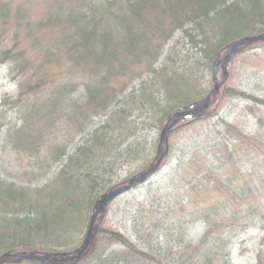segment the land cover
I'll return each instance as SVG.
<instances>
[{
  "label": "trees",
  "instance_id": "16d2710c",
  "mask_svg": "<svg viewBox=\"0 0 264 264\" xmlns=\"http://www.w3.org/2000/svg\"><path fill=\"white\" fill-rule=\"evenodd\" d=\"M258 36L264 37V0H0V65L16 89L0 99V169L5 177H0V264H225L237 234L264 225V188L251 178V165L239 164L247 155L264 162V75H246L244 94L229 85L242 70L237 60L245 64L250 57L246 48L256 41H246L225 60L237 41ZM144 76L147 83L118 100ZM239 97L251 104L244 109L252 110L256 120L253 134L216 120L224 104ZM136 112L160 130L154 158L130 180L102 193L101 175L86 174L85 164L91 158L96 165L119 152L126 134L137 132L128 121ZM186 112L193 114L179 121L194 119L190 126L216 118L212 136L217 145L193 147L192 154L204 159L220 154L222 165L213 168L202 161L194 169L191 156L188 164L198 178L176 199L168 186L179 163L172 164L176 158L169 139L177 132V115ZM99 118L101 125L84 142L90 150L83 154L84 163L82 146L68 156L55 179L38 187ZM10 158L27 161L25 178L15 177L25 188L13 184L8 169L15 168L6 169ZM168 166L157 192L153 185L145 188V201L153 197L145 212L146 235L137 233L132 241L103 224L107 205L115 200L99 209L105 195L148 175L143 185ZM202 193L215 201L199 208ZM87 213L79 247L60 250L77 244L69 233L84 226ZM20 214L25 215L22 222L11 220ZM142 224L135 219L133 226ZM17 227L25 237L3 241ZM28 255L46 260L19 262ZM256 262L264 264V247Z\"/></svg>",
  "mask_w": 264,
  "mask_h": 264
},
{
  "label": "rangeland",
  "instance_id": "374dc122",
  "mask_svg": "<svg viewBox=\"0 0 264 264\" xmlns=\"http://www.w3.org/2000/svg\"><path fill=\"white\" fill-rule=\"evenodd\" d=\"M176 38H178L176 42H179L180 34H176ZM183 43L184 42H181V44ZM171 46L172 44H168V48ZM180 47L182 48V46ZM185 49L189 51L191 47L189 45H186ZM246 50L247 52H249L250 57L248 58L245 64L241 63V58L237 60V67L239 66V70L241 68L242 70L236 73L240 75L239 79L233 84H229L232 85L238 93L243 94L245 93L244 89H246L245 87L247 85L245 83V78L247 77L246 75H264V41H256L255 43L247 47ZM189 52L195 53L196 50H191ZM255 53L257 54L255 55ZM162 63L163 60L161 58L159 63L155 67L159 68ZM216 65L213 67V70H216L215 72L220 70L219 67ZM7 73L8 71L6 66L0 65V99L6 95L12 96L16 90L14 84H12V82L9 80ZM208 74L209 73L205 75ZM148 81V76L142 77L140 81H136L130 88H128L125 94H123L118 100L124 101L125 99H128V94L130 93V91L138 90L141 84L147 83ZM260 89L264 90V83L260 84ZM249 91V93L252 95L258 94L255 92L252 93L251 90ZM249 93L246 94L248 95ZM245 105L251 104L246 99H244V97L232 99L226 104H224L222 110L217 116V119H215L223 122L224 124L236 126V129L242 131L244 134H253L256 127V120L254 119L253 115H250L252 110L244 109ZM113 110V108L108 110L106 115H110ZM259 111L262 110H260L259 108ZM215 119H213L211 122H205L203 120L202 122L197 123V125L194 124L192 126L190 125L193 123L194 119L191 118L185 121H176L177 126L174 129H176L177 132L174 135L171 134V138L169 139L170 145H172L174 157L176 158V160H174L175 162H173L172 164H174L175 166L177 162L179 163L178 166L174 169L175 174L173 179L169 181L171 184L168 183V190L170 194L174 195V198L179 199L182 195V191H186L187 184L190 182V180H196L198 178L195 171L190 168V163L188 164L191 156L193 157L195 155L194 153L192 154V149H194L193 147H203V145L205 147H212V145H217L218 140L216 136H212V122L215 121ZM101 121H103V118L95 120L94 125L87 131V133L75 140L74 144L69 149H67V154L64 157L63 161L61 163H58L55 168L51 170L48 177H46L42 182H40L38 184V187H42L48 181L55 179V176H57L60 171L64 168V165H66L68 156L74 154L77 148H80L84 145V142L88 139L87 135L93 130L97 129L101 125ZM128 121L134 122L131 124H133V126L138 129L136 130L137 132L135 133V135H132L128 138L126 134V136L124 137V139L126 140L123 141L124 143H122L121 147L119 148V152H114V154H111L106 157L103 156V160L102 162H98L99 164L95 162L96 165H94V160H92L91 158V161L85 164L87 167L85 169L86 174L94 176V174L97 173L101 175V180L103 181L100 182V184L102 185V193L108 188L115 187L116 185L124 181L130 180L133 175L138 174V172H141L143 168L148 165L150 161L154 158V145L156 144L158 140V134L160 133L158 127H156V125H152V120H143L138 112L133 114V116ZM148 126H151V128H148ZM144 128H146V130ZM209 129L212 130L210 132V135L207 136V134L209 133ZM89 153L90 150L84 147L83 153L80 154L81 163H84L85 157L89 155ZM83 154L86 156L83 157ZM220 156V154L215 155L213 153H210L207 158L204 159L203 154H201L200 157L196 155L193 159L194 169L195 166L197 164H201L202 161L211 163L210 167L219 168L217 166L219 164L222 165V162L219 159ZM217 158L219 162L217 161ZM240 160L241 162L239 164H247L252 166V170L254 172H252L251 178L257 180L256 182L260 183V185H262L264 188V162L259 159H256V157H251L248 155L240 157ZM9 161L11 162L6 164V169L10 168L11 166L15 168L14 170L8 169L13 175V184L18 188H25V184H23L24 182L21 180L19 181L15 177H20L19 179L25 178V174L26 172H28V170L26 169L27 161L23 158H21L18 162H14L13 158H10ZM233 165H236V163L233 162ZM169 166L160 169V171H156V173L152 175L146 182H144L143 185L141 184L136 186L132 191H129L120 196L119 198H116L114 201L110 202V204L107 205V210L105 212V215L103 216V224L111 230L123 234L124 237H127L132 241H134L137 236H142L144 234L146 235L150 229V225L148 220V214H146L145 212L148 210L147 207L149 203L153 200V197H148V200L145 201V188H147V186L149 185H153V192H157L161 174L166 173L169 169ZM81 174L84 175L83 170L81 171ZM0 177L5 178L2 176L1 169ZM151 195L153 194L151 193ZM205 196H208L209 198ZM210 198L213 199V195H208L205 193L200 194V196L197 197L196 206L199 208L207 207L209 202L215 201V199L211 200ZM139 203H144V206L138 205ZM33 215H30V217H26H29V219L32 220ZM88 216L89 214L87 213L84 218L83 227L81 225L79 230L75 232L72 231L71 233H69L71 238L73 236L72 239H75L77 241V244L69 248H61L60 250H76L79 247L80 240L83 239L84 233L86 231L84 227L86 226ZM24 219L25 215L20 214L18 216L13 217V219L11 220L15 221L16 223H20ZM135 219L143 221V224L136 228L135 226H133ZM22 227H17V235H15L17 231L9 232L5 236L3 241L8 244H11L13 243L11 241L16 238V242H18V240L20 239L22 240V238L25 237L23 236L25 233L22 234V232L19 231L20 229L24 228ZM263 228L264 225L262 226L261 224H258L254 225L251 230L249 229L244 230V232L241 233L239 232L234 238V240L231 241L232 245L230 249L226 252L228 257L225 261V264H257V254L260 249L264 247V232L261 230ZM199 230L200 229L197 228L195 229V232L199 233Z\"/></svg>",
  "mask_w": 264,
  "mask_h": 264
},
{
  "label": "water",
  "instance_id": "95a60500",
  "mask_svg": "<svg viewBox=\"0 0 264 264\" xmlns=\"http://www.w3.org/2000/svg\"><path fill=\"white\" fill-rule=\"evenodd\" d=\"M246 41H264V37H263V36H258V37H254V38H247V39H244V40L237 41V42L234 44L232 50H231L230 52H228V54L225 56V60H226V61L229 60V58L231 57V55H233V53H234L239 47H241ZM220 63H221L220 61H219L218 63H216V64H217L216 66H219ZM208 98H209V97H206V99H208ZM192 114H193L192 112H186V113H183V114H178V115H177V119H176V121H177L178 119H180V118L189 117V116H191ZM147 176H148V175H144V176L142 177V179L140 180L139 183H142V182L146 179ZM132 185H133L132 183H129L128 186H126V187H124V188H122V189H120V190H118V191H115V192H113V193L110 194V195H107L103 200H101V201L98 203V207H99V209H100V208L102 207V205H104L107 201H111V200H113L114 198H116L117 196H120L121 194L123 195V193H125V192L128 190V188H129L130 186H132ZM85 246H86V242H83L81 249H80L79 251H77L79 255L84 251ZM26 259H32V260H34V261H36V262H40V261L42 262L43 260H46V258H35V257L31 256V255H28L27 257H25V256L22 257V258L19 260V262L21 263V261H25Z\"/></svg>",
  "mask_w": 264,
  "mask_h": 264
}]
</instances>
